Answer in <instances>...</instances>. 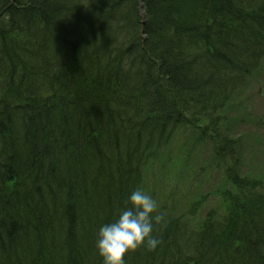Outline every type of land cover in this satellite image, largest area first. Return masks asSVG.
<instances>
[{"label": "trees", "instance_id": "trees-1", "mask_svg": "<svg viewBox=\"0 0 264 264\" xmlns=\"http://www.w3.org/2000/svg\"><path fill=\"white\" fill-rule=\"evenodd\" d=\"M263 59L264 0H0V264H103L146 163L179 124L221 137ZM226 175V222L164 216L126 264H264V188Z\"/></svg>", "mask_w": 264, "mask_h": 264}, {"label": "rangeland", "instance_id": "rangeland-1", "mask_svg": "<svg viewBox=\"0 0 264 264\" xmlns=\"http://www.w3.org/2000/svg\"><path fill=\"white\" fill-rule=\"evenodd\" d=\"M218 124L220 140L203 130L205 122L200 128L183 125L144 166L141 189L157 201L159 213L194 228L208 215L222 213L223 194L233 192L226 171L234 161L241 177L264 188V59L220 113ZM222 145L232 148L225 159L216 150Z\"/></svg>", "mask_w": 264, "mask_h": 264}, {"label": "clouds", "instance_id": "clouds-1", "mask_svg": "<svg viewBox=\"0 0 264 264\" xmlns=\"http://www.w3.org/2000/svg\"><path fill=\"white\" fill-rule=\"evenodd\" d=\"M130 207L102 225L97 233L96 249L103 264H126V255L141 247L154 251L161 240L153 235L154 225L165 222L151 194L137 188L129 196Z\"/></svg>", "mask_w": 264, "mask_h": 264}, {"label": "bare ground", "instance_id": "bare-ground-1", "mask_svg": "<svg viewBox=\"0 0 264 264\" xmlns=\"http://www.w3.org/2000/svg\"><path fill=\"white\" fill-rule=\"evenodd\" d=\"M183 126V124H179L177 127H176V131L175 132H177L181 127ZM240 176V175H239ZM250 179V178H249ZM252 180V179H251ZM229 182H230V180H229ZM231 183V182H230ZM231 186H232V183H231ZM230 192V191H229ZM234 192V191H233ZM225 207V209H224V211L222 212V213H214V215H213V218H214V220L215 221H217V222H221V223H224V222H226V220H225V215H226V213L228 212V209H229V206H228V204L227 205H225L224 206ZM193 229H195V228H193ZM229 255L230 256H233V252H231V253H229Z\"/></svg>", "mask_w": 264, "mask_h": 264}]
</instances>
